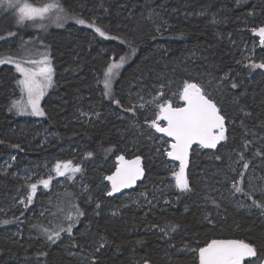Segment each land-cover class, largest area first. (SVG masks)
I'll return each mask as SVG.
<instances>
[{
  "label": "trees",
  "instance_id": "obj_1",
  "mask_svg": "<svg viewBox=\"0 0 264 264\" xmlns=\"http://www.w3.org/2000/svg\"><path fill=\"white\" fill-rule=\"evenodd\" d=\"M47 2L29 0L35 6ZM61 3V20L55 14L43 21L37 18L43 28L29 22L28 27L17 26L14 13L0 10V57L20 55L25 45L40 42L46 51L50 48L55 71L41 105L45 115L25 119L14 108L9 110L18 88L14 67L0 64V264H198L199 247L213 239L253 242L264 259V216L231 196L241 195L251 205L253 200L264 203V155L257 154L264 153V69L249 67L250 62L264 63V41L251 31L264 26V0ZM65 14L69 18L64 19ZM93 22L106 37L118 39L100 37L88 26ZM113 54L117 60L126 54L127 60L114 70L111 96H105L103 72ZM185 80L210 94L228 126L216 151L194 149L188 173L192 191L181 193L161 188L169 178V161L156 156L151 137L157 135L137 118L130 124L125 109L161 85L179 91ZM233 81L238 87H231ZM135 116L142 118V113ZM123 152L145 158L146 179L129 193L158 188L151 205L106 195L103 176L114 171L115 158ZM10 157H15L12 166ZM70 157L84 159L82 175L90 185L91 202L73 187L55 188L49 219L37 210L17 207L25 167L45 162L52 166ZM232 182L244 192H235ZM77 209L84 215L77 217ZM69 215L72 219L66 218ZM69 223L71 234L61 232L59 240L47 241L45 229L67 228ZM174 225L179 226L175 231ZM81 251L88 255L83 258ZM248 261L259 264L256 258Z\"/></svg>",
  "mask_w": 264,
  "mask_h": 264
},
{
  "label": "snow or ice",
  "instance_id": "obj_2",
  "mask_svg": "<svg viewBox=\"0 0 264 264\" xmlns=\"http://www.w3.org/2000/svg\"><path fill=\"white\" fill-rule=\"evenodd\" d=\"M0 10L5 12L14 13L17 26L28 27L26 21L31 22L32 26L45 27L42 23L37 25L36 20L40 21L50 19L53 14L56 15L57 20H61V14L65 13L61 0H49L47 3H43L42 6H34L29 3V0H0ZM67 19V15L63 16ZM78 24H86L84 19H76ZM89 27H94L95 32L100 37H106V32L101 27L96 26L95 23H89ZM160 31L159 28L156 29ZM253 33H258L264 41V26L259 28H252ZM9 36L15 35V33L9 32ZM111 39H118V37H106ZM125 41H121L124 43ZM135 50L133 49V54ZM111 62L108 63L107 68L104 70V92L103 95L111 96V81L115 75L114 70L121 69L127 60V55H120L119 59H115V54L110 58ZM15 63V68L23 76V79L17 81V84L21 86L22 92L26 93L27 99L14 101L10 107L16 108L18 112H27L30 108L31 113L36 116L45 115L43 109L40 106L41 98L44 96L45 91L52 86L53 69L48 56H44L40 61H27L34 65H39L35 70L33 68L23 67L25 61L14 60L13 57H0V64ZM250 68L264 69V63H251ZM227 78V77H225ZM161 85V89H163ZM232 88L238 87L233 81ZM163 91L159 92L157 96L152 97L151 101L144 102L139 105V108L146 107V103H150L154 106V118H145V124H148L150 128L155 129V132L165 134L171 138V142L165 141L169 144V148L164 149L167 157L172 158L174 161L179 162V169L173 170L171 176L175 178V187L178 188L181 193L192 191L189 183V178L186 174V168L189 165V153L194 144H198L202 148L215 149L219 142L226 139L225 128V116L221 114V109L217 106L214 99L209 98L210 94L198 83L185 80L183 87L176 93H172V96L178 97L183 101L181 106H174L172 98L164 99ZM143 100V97H141ZM116 105H120L119 100H115ZM127 112L135 114L137 106L133 105L127 109ZM250 115V113H248ZM250 142L246 141L245 146ZM13 147H19L14 145ZM170 149V150H169ZM159 152L160 150L157 149ZM258 155H264L257 150ZM88 156H92L93 153H87ZM15 160V157H12ZM119 162L116 166V170L105 179L111 182V191L107 192V196H112L114 193L119 192L121 189L130 188L136 184L137 180L144 175V169L141 166V157L135 156L134 159L126 160L124 155L116 157ZM216 159H220L219 156ZM243 159V154H241ZM243 167L247 169L249 167L248 162H245ZM54 171L57 176H64L66 173H78L82 169L79 164L73 165L72 161H57L54 165ZM243 178V173H241ZM71 178V177H69ZM264 179V177H261ZM52 177L49 175L47 179H40L37 183H31L29 185L30 193L19 201L20 204L27 208L28 204L32 203L33 195L37 190V184H42L45 188L49 187ZM251 182V181H250ZM232 187L235 192H244V189L239 187L236 183H233ZM255 191V189L253 190ZM261 195H264V189L260 190ZM246 196H250L251 193H245ZM25 200L27 203H25ZM216 203V201H212ZM100 204L96 205V208H100ZM217 207L219 205L217 204ZM250 207L258 208L261 215L264 216V203H260L256 200L252 201ZM99 215V212L96 213ZM23 215V212L21 213ZM77 217L84 215L83 212L77 209ZM67 219L72 217L66 216ZM208 217H206L207 219ZM211 223V221H209ZM2 223H8V221H2ZM152 227H158L153 225ZM179 227L178 225L172 226V230ZM73 231V223H69L67 228L59 227L58 230L45 229V235L47 241L55 242L60 239L61 232H67L71 234ZM160 231L165 235L168 233L165 229L161 228ZM100 247H103L101 244ZM99 251V248L97 249ZM196 251V250H193ZM38 255H46V253H39ZM198 264H246V258H256L259 260V264H264V259L260 257V252L253 242H248L244 239H213L206 243L203 247H199L197 251ZM95 264V260H93ZM147 264V261H145ZM247 264H252L248 261Z\"/></svg>",
  "mask_w": 264,
  "mask_h": 264
},
{
  "label": "rangeland",
  "instance_id": "obj_3",
  "mask_svg": "<svg viewBox=\"0 0 264 264\" xmlns=\"http://www.w3.org/2000/svg\"><path fill=\"white\" fill-rule=\"evenodd\" d=\"M35 6V5H34ZM39 7V6H37ZM5 12V11H4ZM28 23V21H26ZM31 24V22H29ZM44 47V46H43ZM49 49H47V51L45 50V48H42V44L40 42L36 43V44H29V45H25L24 49L21 51V54L20 55H14L13 58L14 60H21V61H25V63H23V67H26V68H33V70H35L39 65H34V64H31V63H27V61H40L45 55L48 56L50 62H51V66H52V69H53V73H52V78H53V81H54V66H53V59L51 58L52 56L50 55L51 52L49 51ZM249 58L252 56V54H248L247 55ZM8 64H11V66L14 67V73H13V76L15 78H17V81L20 80V79H23V76L20 72H18L15 68V63H8ZM53 84V83H52ZM52 87V86H51ZM51 87H49L46 91H45V94L44 96L41 98V101H40V106L42 105V102L43 100L47 97V95L49 94L50 90H51ZM156 90V93L154 92L153 94H151L150 96H142L143 97V100H141V97L138 99V100H133L131 103H130V107L133 106V105H136L137 106V111L135 112V114L129 112V117L131 119L130 124H135V118L139 119L141 121V123L143 125H145V127L147 129H150L152 130L157 136L156 137H151V133H149V136L151 137L152 139V144L156 146L157 149H159L160 151L158 152L157 151V157L161 156H165L167 157V155L165 154L164 152V149L166 148H169V144L168 143H165V141H169L171 142V140H168L166 137L164 136H161L159 134H157L155 132L154 129L150 128V126L148 124H145V118H154L153 116V113H154V106L151 105L150 103H146V107L141 109L139 108V105L141 103H144V102H149L151 101L152 97H155L158 95L159 92L163 91V93L165 94L164 95V99H168V98H172L173 100V105L174 106H181L183 104V101L179 100L178 97H174L172 96V93H176L178 92L177 90H175V88H163L161 89V86H159L158 88L155 89ZM14 95V98H13V102L14 101H18V100H26L27 99V95L26 93L22 92L21 90V86L18 85V88L17 89H14L13 90V94ZM14 110L17 112V114H19L20 116H23L25 119L29 118V119H36V118H39L40 116H36V115H33L31 113V110L29 108V110L27 112H24V113H20L18 112V110L16 108H14ZM137 112H141L142 113V118H138V116L136 117V113ZM82 116H85L87 118H90L89 115H87V113L85 112H82L81 113ZM170 150V149H169ZM125 155L128 153V152H123L122 154ZM135 154H132L130 157H133ZM117 156V155H116ZM70 161H72L73 165H76V164H79L82 171H83V167H82V163L84 162V159H79V160H76L74 161L72 159V157L69 158ZM165 160H167V158H165ZM69 161V160H67ZM8 162H9V165L12 166L13 163H14V160L12 159V157H10L8 159ZM55 165V164H54ZM54 165H49L47 162L43 163V164H35V166H31V167H25L21 174H20V179L24 182L23 185L20 186L19 188V198H18V201H16V205L17 207H19L22 211H26V210H29L31 211L32 213H34L36 210L38 212H40L39 214L41 216H43L44 218L46 219H49L50 218V214H51V209H50V202L51 200L53 199L54 197V190L55 188L57 189H61V190H67L71 187L75 188L77 193L80 194V195H84L85 198H87L88 201L91 202L88 194H89V184L86 182V180L84 179L83 177V173L82 171L81 172H78V173H75V174H72V173H66L64 176H57L55 171H54ZM168 171L170 172L169 173V178H168V181L164 184V185H161V188L163 189L164 187L166 189H172L174 190L176 187H175V178L171 176V172L173 170H177L179 169V162H168L167 165H166ZM49 175L52 177V180L49 184V187L48 188H45L42 184H37V190L35 192V194L33 195V199H32V203L31 204H28L27 208L24 207V205L20 204L19 201L21 199H24L29 193H30V188H29V185L31 183H37L38 180L40 179H47L49 177ZM108 174H104V178L106 176H108ZM239 175V174H238ZM71 177V178H69ZM240 178V175L239 177L236 179L235 182H238ZM104 181V180H103ZM234 182H232L233 184ZM148 184H146L147 186ZM99 188H102L101 187V183H99V185H97ZM104 188L106 189V195H107V192L111 191L110 189V185L108 183H104ZM163 186V187H162ZM158 188H151L150 191L148 192V190L146 191L145 189L138 192V193H125L122 195V199L121 201L122 202H125V203H132V204H137L138 206H144V205H151L154 200H155V194L157 193L156 190ZM152 192V193H150ZM233 198H235V201L237 204L241 205L243 208H247V207H250L251 204L246 200V198H244L243 196L241 195H237V194H233L231 195ZM38 200L40 201L38 204ZM169 200L168 199H165V202H168ZM35 202H36V207L32 208V206H35ZM25 203H27V201L25 200ZM250 208H253V207H250ZM78 254H83V258H85L88 254L86 252H79ZM249 259V258H248Z\"/></svg>",
  "mask_w": 264,
  "mask_h": 264
},
{
  "label": "water",
  "instance_id": "obj_4",
  "mask_svg": "<svg viewBox=\"0 0 264 264\" xmlns=\"http://www.w3.org/2000/svg\"><path fill=\"white\" fill-rule=\"evenodd\" d=\"M217 106H218V105H217ZM218 107H219V106H218ZM221 114H222V112H221ZM222 115H223V114H222ZM227 126H228V122H227V119H226V117H225V128H226V130H227ZM154 130H155V129H154ZM156 133H157V132H156ZM157 134L166 137L168 140H171V138L167 137L165 134H162V133H157ZM221 143H222V141L219 142V144L217 145V147H216L215 149H208V148H203V149H205V150H209V151H216V150L218 149V147L220 146ZM196 147H200V146H199L198 144H194L193 147H192V149L190 150V153H189V165H188V167L186 168V174H187V176H188V173H189V170H190V167H191V160H192L193 150H194V148H196ZM200 148H202V147H200ZM119 155H124L126 160H131V159H134V158H135V156H133V157H128V156L125 155V154H119ZM119 155H118V156H119ZM136 156H137V155H136ZM139 156L142 158V159H141V166H142V168L144 169V175H143L140 179H138L137 182H136V184L133 185L132 187L121 189L119 192L114 193V194H113L112 196H110V197H117V196H120V195H122V194H124V193H126V192H128V191L136 190V189L139 187V185L145 181L146 176H147V170H146V167H145V158H144L142 155H139ZM115 161H116V166H117V164H118L119 162L117 161L116 158H115ZM167 161H169V162H178V161H174V160H172V158H170V157H167ZM115 170H116V167H115V169H114V171H113L112 173H114ZM112 173H110L109 175H111ZM109 175H108V176H109ZM105 182L108 183V184L110 185V189H111V182L108 181V180H106V179H105Z\"/></svg>",
  "mask_w": 264,
  "mask_h": 264
},
{
  "label": "flooded vegetation",
  "instance_id": "obj_5",
  "mask_svg": "<svg viewBox=\"0 0 264 264\" xmlns=\"http://www.w3.org/2000/svg\"><path fill=\"white\" fill-rule=\"evenodd\" d=\"M210 98V97H209ZM196 148H200V147H196ZM195 149V148H194ZM201 149H203V148H201ZM205 150V149H204ZM194 151V150H193ZM193 155V154H192ZM246 260H248V258H246Z\"/></svg>",
  "mask_w": 264,
  "mask_h": 264
},
{
  "label": "bare ground",
  "instance_id": "obj_6",
  "mask_svg": "<svg viewBox=\"0 0 264 264\" xmlns=\"http://www.w3.org/2000/svg\"><path fill=\"white\" fill-rule=\"evenodd\" d=\"M129 192V191H128ZM127 193V192H126ZM125 194V193H124ZM123 195V194H122Z\"/></svg>",
  "mask_w": 264,
  "mask_h": 264
}]
</instances>
